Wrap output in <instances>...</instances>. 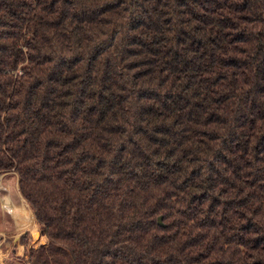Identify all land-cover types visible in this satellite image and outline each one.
Wrapping results in <instances>:
<instances>
[{
	"label": "trees",
	"instance_id": "1",
	"mask_svg": "<svg viewBox=\"0 0 264 264\" xmlns=\"http://www.w3.org/2000/svg\"><path fill=\"white\" fill-rule=\"evenodd\" d=\"M10 171L20 264H264V0H0Z\"/></svg>",
	"mask_w": 264,
	"mask_h": 264
},
{
	"label": "rangeland",
	"instance_id": "2",
	"mask_svg": "<svg viewBox=\"0 0 264 264\" xmlns=\"http://www.w3.org/2000/svg\"><path fill=\"white\" fill-rule=\"evenodd\" d=\"M0 178H2L0 181V264H20L21 261L15 251L17 254L22 253L19 243L21 238L27 239L28 244L33 247L46 243L47 240L45 235L41 234L36 221L30 225L19 222L16 226L14 225L13 219L11 220L5 209L11 208L6 202L9 197L16 203L20 202L16 174L12 171L4 172L0 174ZM21 213H29V210L22 207L16 212L13 211L16 220Z\"/></svg>",
	"mask_w": 264,
	"mask_h": 264
},
{
	"label": "crops",
	"instance_id": "3",
	"mask_svg": "<svg viewBox=\"0 0 264 264\" xmlns=\"http://www.w3.org/2000/svg\"><path fill=\"white\" fill-rule=\"evenodd\" d=\"M2 180V178H0V181ZM4 181V180H3ZM2 183V182H1ZM18 186V185H17ZM18 189V188H17ZM18 193H19V198L18 199H20V202H18V203H16L15 201H13L10 197H9V199H8V201H9V203H10V207L11 208H8V209H5L7 212L6 213H8L7 215H9L10 216V218H11V220L12 221H14V225L16 226L17 225V223L19 222V223H26V224H31V223H34L35 222V219H34V217H33V215H32V210H31V208L28 206V204H27V202H26V200L24 199V197L20 194V192H19V190H18ZM25 201V202H24ZM15 205V206H14ZM27 206V207H26ZM20 207H24V208H26V209H28L29 210V213H30V215H31V217H32V220H28V219H21V218H19L18 220H16L15 219V216H14V214H13V211H18L19 209H20ZM37 223V222H36ZM38 224V223H37ZM22 243H20V245H21ZM29 245V244H28ZM21 249H22V245H21Z\"/></svg>",
	"mask_w": 264,
	"mask_h": 264
},
{
	"label": "bare ground",
	"instance_id": "4",
	"mask_svg": "<svg viewBox=\"0 0 264 264\" xmlns=\"http://www.w3.org/2000/svg\"><path fill=\"white\" fill-rule=\"evenodd\" d=\"M6 202L9 203L8 200H6ZM9 204H10V203H9ZM14 206H15V205H14ZM21 208H22V207H20V209H21ZM20 209H19V210H20ZM14 212H16V211H14ZM19 218H21V219L32 220V217H31V215H30L29 213H23V214L21 213L20 216H18V219H19ZM18 219H17V220H18ZM18 221H19V220H18Z\"/></svg>",
	"mask_w": 264,
	"mask_h": 264
},
{
	"label": "water",
	"instance_id": "5",
	"mask_svg": "<svg viewBox=\"0 0 264 264\" xmlns=\"http://www.w3.org/2000/svg\"><path fill=\"white\" fill-rule=\"evenodd\" d=\"M157 221H158L159 224L163 225L161 214H159V215L157 216Z\"/></svg>",
	"mask_w": 264,
	"mask_h": 264
}]
</instances>
